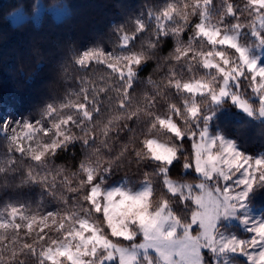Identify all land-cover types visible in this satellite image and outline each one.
Listing matches in <instances>:
<instances>
[{
  "label": "trees",
  "instance_id": "1",
  "mask_svg": "<svg viewBox=\"0 0 264 264\" xmlns=\"http://www.w3.org/2000/svg\"><path fill=\"white\" fill-rule=\"evenodd\" d=\"M56 1L41 0L44 6ZM64 1L67 16L55 19L44 10L35 22L36 0H0V264H52L42 242L25 235L26 218L52 219L47 235L68 218L75 222L85 216L99 223L88 198L93 185L134 190L146 180L150 209L163 205L179 223L190 224L195 204L169 191L165 180L176 185L201 180L193 164V144L205 125L230 138L242 153L264 157V120L238 110L229 97L213 103L181 87L214 75L218 89L231 74L204 65L203 56L214 45L197 32L196 24L203 17L222 32L232 30L248 17L247 10L258 11L250 0ZM15 9L26 17L12 23L7 15ZM251 27L240 26L243 45ZM258 33L264 39V24ZM95 52V57L85 58ZM106 53L114 59L136 56L138 62L120 65L107 60ZM227 53L235 55L233 49ZM235 80L237 84L229 79L227 87L235 86L234 92L256 105L250 98L251 73L244 70ZM192 102L199 110L188 120L186 107ZM166 116L186 133L172 139L170 132H157L159 118ZM4 118L30 124L24 131L29 141L35 138L36 146H51L36 156L24 147L25 137L21 144L10 138ZM152 135L175 145L170 163L149 153L146 140ZM260 176L247 203L264 213ZM219 226L245 234L235 224L221 221ZM191 233H198V226ZM203 253L204 264H212Z\"/></svg>",
  "mask_w": 264,
  "mask_h": 264
},
{
  "label": "rangeland",
  "instance_id": "2",
  "mask_svg": "<svg viewBox=\"0 0 264 264\" xmlns=\"http://www.w3.org/2000/svg\"><path fill=\"white\" fill-rule=\"evenodd\" d=\"M250 3H253V8L258 11L253 13V11L247 10L248 17L244 16L245 19H239L235 25H232V30L226 29L222 32L219 26L206 22L203 17L196 24L197 32L204 35L214 45L207 56H203L204 65L221 72L227 69V73H231L226 75L222 85L216 89L214 75H210L203 79L182 83L181 87L192 96L206 95L213 103H218L229 97L236 104L238 110L264 120V74L261 73V70L264 69V39L258 33V29L264 24V11L262 12L264 2L254 3L253 0H250ZM44 10L49 11L55 19H61L70 13L64 0H58L49 6H44L41 0H36L32 19L37 22ZM7 17L12 23H16L24 19L26 14L21 9H15L10 11ZM245 23H252V27L248 40L243 45L239 40V34L241 24ZM212 34H215L214 39L209 38ZM225 37L230 39L229 43H221ZM232 49L235 55H230V58L227 51L230 53ZM96 54V52L88 53L85 58L95 57ZM105 56L107 60H113L120 65L131 66L138 62V58L132 55L119 59H114L107 53ZM233 60L235 63L230 64ZM244 70L251 73L253 93L250 98L257 100L256 105L246 98H242L238 92H234V90H238L234 89L235 86L227 87L229 79L230 82L237 84L235 78ZM186 85L190 87H186ZM198 110L196 102L187 104L186 118L188 120L195 119ZM205 117L209 118L210 114L203 116L204 119ZM6 124L9 126L10 138L16 144H21V138L25 137L24 147L34 152L36 156L41 155L51 146V144L36 146L35 144L39 143L35 138L29 141L28 136L24 134L25 129L30 128L28 123L19 124L18 120L4 118V127ZM157 125L162 131L170 132L172 139L180 138L186 133L185 129L179 127L170 116L159 118ZM196 134L193 144V164L201 180L192 184L176 185L170 179H166L165 183L169 191L192 199L196 206L193 214H202L205 208L215 212L212 233L214 251L205 247L208 240L204 235L199 215L193 219L192 214L191 223L183 225L163 205L158 209H150L151 186L146 180L134 190L123 188L120 185L107 187L93 185L88 198L95 212L93 217L99 219V223L85 216L78 218L75 222L68 218L69 221H62L58 225L57 232L53 231L52 234L47 235L45 230L53 222L52 219L46 216L33 220L26 218L25 229L28 230V235L24 234L42 242L44 256L52 264H102V262L103 264L111 262L118 264H168L163 260L161 251L156 250L152 243L157 235V228L162 229L163 232L173 230L175 239L183 244L182 255L177 254L181 245H172L170 261L183 260L184 264H191L193 249H197L205 250L212 264H256L260 253L264 252V238L255 233L253 228L257 223H264V213L261 212V209L249 205L247 196L242 201L238 199L239 193L245 191L246 188L245 184L238 183V181H254L257 174H264V164L257 165L255 161L260 156L242 153L230 138L220 133L210 132L206 125L197 130ZM146 147L153 158L166 163H170L175 156V145L159 138L158 135L148 137ZM229 148L231 151L228 150ZM209 156L214 159L209 160ZM214 167L215 170H213ZM88 175L90 178V172ZM225 176L227 179L224 178ZM226 205L235 206L228 209L229 212L234 211V214H223ZM153 221H155L154 224ZM221 221L225 225H237L245 234L241 235L233 230L220 227ZM193 225L198 226L196 234L191 233ZM113 238L130 240V242L119 243ZM231 238L244 242L243 247L237 248L236 245H233L231 248L221 250L223 243ZM216 241H220V243L216 244ZM249 256L253 257V260H249Z\"/></svg>",
  "mask_w": 264,
  "mask_h": 264
},
{
  "label": "snow or ice",
  "instance_id": "3",
  "mask_svg": "<svg viewBox=\"0 0 264 264\" xmlns=\"http://www.w3.org/2000/svg\"><path fill=\"white\" fill-rule=\"evenodd\" d=\"M253 2L254 3L264 2V0H253ZM230 11H231V9H230ZM205 34L208 35V33H205ZM209 38L214 39L215 34L210 35ZM229 42H230V39L228 37H225L224 40L221 41V43H229ZM261 73L264 74V69L261 70ZM186 87H190V86L186 85ZM213 99H216V97H213ZM205 119H208V117H205ZM228 150L231 151L230 148ZM208 159L212 160V159H214V157L209 156ZM233 163H235V161H233ZM255 163L257 165L264 164V157H260V158L256 159ZM213 170H215V167ZM224 178L227 179V176H225ZM260 179L264 180V174H262L260 176ZM238 183L245 184V186H246L245 191L240 192L238 195V199H240L242 201L247 196L248 191H251L253 184H254V181L253 180H247V181L241 180V181H238ZM225 199H227V197H225ZM234 207H235L234 205H226V209H225L223 214H225V215L234 214V211L233 212L228 211V209H232ZM197 215H199L201 218V226L204 228V235H206L207 240H208V243L205 245V247H208V248H210V250L214 251L215 246H214V242H213V234L212 233H213V228H214V224H215L216 214L214 211L205 208V211L202 214H193V219H195ZM152 223L154 224L155 221H153ZM194 228H195V225H193V229ZM253 231L255 233H257L261 238H264V223H257L254 226ZM156 232H157V235H155L152 243L155 246L156 250L161 251V255L163 256V260L168 262V264H184L183 260H181L179 262H173V261L169 260V255L171 254L172 245H181V248L179 249L177 254H180V255L183 254V244L181 241H178L175 239L174 231L169 230L167 232H163L162 229L157 228ZM185 235L187 236V233H185ZM215 243L218 244V243H220V241H216ZM243 244H244V242L237 241L235 238L227 239L223 243V247L221 250L231 248V247H233V245H236L237 248H242ZM248 259L253 260V257L249 256ZM102 264H103V262H102ZM191 264H204V253H203V251L193 249V258L191 260ZM256 264H264V252L260 253L259 257L256 260Z\"/></svg>",
  "mask_w": 264,
  "mask_h": 264
},
{
  "label": "clouds",
  "instance_id": "4",
  "mask_svg": "<svg viewBox=\"0 0 264 264\" xmlns=\"http://www.w3.org/2000/svg\"><path fill=\"white\" fill-rule=\"evenodd\" d=\"M140 59H141V62H143V63L147 62V58L146 57H141ZM157 132H162V130L157 128Z\"/></svg>",
  "mask_w": 264,
  "mask_h": 264
}]
</instances>
